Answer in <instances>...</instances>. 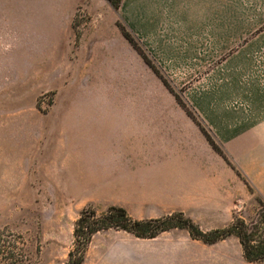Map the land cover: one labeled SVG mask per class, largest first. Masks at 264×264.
I'll return each instance as SVG.
<instances>
[{
	"label": "crops",
	"instance_id": "0c3cea01",
	"mask_svg": "<svg viewBox=\"0 0 264 264\" xmlns=\"http://www.w3.org/2000/svg\"><path fill=\"white\" fill-rule=\"evenodd\" d=\"M119 20L264 199V69L243 70L239 52L225 58L226 0H123L119 11L108 0H3L0 29L9 39L16 37L9 29H24L19 41L32 43L37 27L42 41L57 45L45 55L57 61L47 69L56 101L42 121L58 153L43 154V164L73 173L87 202L122 206L135 219L183 212L204 231L229 226L245 208L241 202L256 204L254 194L123 35ZM9 48L0 46V70L15 74ZM23 58L31 74L33 63ZM115 91L138 98L115 101ZM83 264L264 261H248L235 235L209 244L181 228L154 238L108 229L93 236Z\"/></svg>",
	"mask_w": 264,
	"mask_h": 264
},
{
	"label": "rangeland",
	"instance_id": "374dc122",
	"mask_svg": "<svg viewBox=\"0 0 264 264\" xmlns=\"http://www.w3.org/2000/svg\"><path fill=\"white\" fill-rule=\"evenodd\" d=\"M226 20L225 58L239 52L243 70L264 69V0H226ZM0 31V43L2 37L9 40L0 46L10 47L15 67V71L13 67L11 70L15 74H7L2 65L0 70V264H62L74 248L75 223L81 211L91 207L102 213L112 205L87 202L89 198L81 197L72 181L73 173L60 172L57 166L49 169L43 164V154L58 153L56 140L50 138L48 125L42 121L56 101L57 91L49 89L52 77L47 69L54 66L56 69L57 61L45 59L46 54L57 50L56 43L42 41V29L37 27L32 29L33 42L28 44L19 41L25 36L24 29H9L11 38L16 36L18 41ZM146 53L171 84L174 90L171 92L179 95L198 115L184 91ZM25 55L29 56L28 63H33L31 74L23 66ZM137 98L134 91L114 92L115 101ZM204 126L222 145L208 125ZM250 190L256 204L246 200L241 202L244 209L237 208V216L248 222L262 208L259 195Z\"/></svg>",
	"mask_w": 264,
	"mask_h": 264
},
{
	"label": "trees",
	"instance_id": "16d2710c",
	"mask_svg": "<svg viewBox=\"0 0 264 264\" xmlns=\"http://www.w3.org/2000/svg\"><path fill=\"white\" fill-rule=\"evenodd\" d=\"M108 1L116 11H119L123 0ZM118 26L134 48L163 79L167 87L174 92L169 81L162 75L153 61L148 57L137 37L121 20L118 21ZM176 97L179 100V103L201 127L204 135L208 138L215 151L222 155L226 161L233 166L236 172L243 177L249 188L255 191L249 181L243 176L239 167L232 163L223 146L217 142L211 134V131L204 126L198 115L179 95L176 94ZM259 197L258 201L262 208L254 220L248 222L243 217L236 216L229 226L211 231H204L198 223L186 216L183 212H175L161 218L135 219L124 207L118 205H112L102 213H98L91 207L85 208L81 211L75 223L74 248L70 251L68 260L62 264H83L93 236L100 231L118 229L133 233L140 238H154L160 233L174 228L187 229L194 239H199L209 244L235 235L239 237L243 246L245 258L248 261H264V199L260 195Z\"/></svg>",
	"mask_w": 264,
	"mask_h": 264
}]
</instances>
